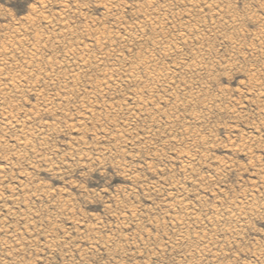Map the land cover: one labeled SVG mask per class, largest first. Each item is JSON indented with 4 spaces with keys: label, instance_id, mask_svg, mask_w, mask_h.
I'll list each match as a JSON object with an SVG mask.
<instances>
[{
    "label": "rangeland",
    "instance_id": "374dc122",
    "mask_svg": "<svg viewBox=\"0 0 264 264\" xmlns=\"http://www.w3.org/2000/svg\"><path fill=\"white\" fill-rule=\"evenodd\" d=\"M139 1L0 0V264H264V0Z\"/></svg>",
    "mask_w": 264,
    "mask_h": 264
},
{
    "label": "bare ground",
    "instance_id": "6f19581e",
    "mask_svg": "<svg viewBox=\"0 0 264 264\" xmlns=\"http://www.w3.org/2000/svg\"><path fill=\"white\" fill-rule=\"evenodd\" d=\"M103 1H104V0H103ZM138 1H139V0H138ZM196 1H197V0H196ZM210 1H211V0H210ZM210 1H208V2H210ZM100 2H101V1H100ZM139 2H140V1H139ZM198 2H199V1H198ZM203 2H204V1H203ZM208 2H207V3H208ZM106 3H107V2H106ZM194 3H195V2H194ZM109 5H111V4L108 3V6H109ZM197 5H198V4H197ZM44 6H45V5H44ZM67 6H68V5H67ZM104 6H105V5H104ZM199 6H200V5H199ZM203 6H204V5H203ZM210 6H211V4H210ZM42 7H43V6H42ZM142 7H143V5H142ZM149 7H150V6H149ZM158 7H159V6H158ZM162 7H163V6H162ZM217 7H218V6H217ZM110 8H111V7H110ZM113 8H114V7H113ZM191 8H192V7H191ZM197 8H198V7H197ZM219 8H220V7H219ZM116 9H117V8H116ZM158 9H159V8H158ZM217 9H218V8H217ZM221 9H222V8H221ZM221 9H220L219 13L221 12ZM132 10H133V9H132ZM140 10H141V9H140ZM142 10H143V9H142ZM166 10H167V9H166ZM199 10H200V9H199ZM214 11H215V9H214ZM225 11L227 12V10H225ZM225 11H224V12H225ZM154 12H155V11H154ZM164 13H165V12H164ZM169 13H171V12H169ZM169 13H168V15H169ZM219 13H218V11H217V14H219ZM220 14H221V13H220ZM223 14H224V13H223ZM42 15H43V14H42ZM187 15H188V14H187ZM201 15H202V14H201ZM205 15H206V14H205ZM43 16H44V15H43ZM146 16H147V14H146ZM212 16H213V15H212ZM222 16H224V15H222ZM222 16H221V17H222ZM251 16H252V15H251ZM46 17H47V16H46ZM147 17H148V16H147ZM227 17H228V16H227ZM218 18L220 19V16H219ZM28 19H29V18H28ZM47 19L49 20L48 17H47ZM149 19H150V18H149ZM50 20H51V19H50ZM152 20H153V19H152ZM232 20H234V19H232ZM263 20H264V19H263ZM26 21H27V20H26ZM39 21H40V20H39ZM58 21H59V20H58ZM114 21H115V20H114ZM229 21H230V20H229ZM50 22H51V21H50ZM227 22H228V21H227ZM39 23H40V22H39ZM57 23H58V22H57ZM119 23H120V22H119ZM135 23H136V22H135ZM171 23H172V22H171ZM171 23H170V24H171ZM228 23H230V22H228ZM35 24H36V23H35ZM136 24H138V23H136ZM182 24H183V23H182ZM226 24H227V23H226ZM31 25H32V24H31ZM49 25H51V24H49ZM55 25H56V24H55ZM158 25H159V24H158ZM176 25H177V24H176ZM178 25H179V24H178ZM184 25H185V23L183 24V26H184ZM213 25H215V24H213ZM227 25H229V24H227ZM234 25H235V24H234ZM236 25H237V24H236ZM261 25L263 26L264 24H261ZM61 26H63V25H61ZM68 26H69V25H68ZM137 26H138V25H137ZM153 26H155V25H153ZM168 26H169V25H168ZM180 26H181V25H179V27H180ZM217 26H218V25H217ZM133 27H134V26H133ZM139 27H140V26H139ZM141 27H143V26H141ZM164 27H165V26H164ZM175 27H176V26H175ZM177 27H178V26H177ZM189 27H190V26H189ZM220 27H221V26H220ZM228 27H229V26H228ZM232 27H235V26H232ZM59 28H60V27H59ZM146 28H147V27H146ZM155 28H156V27H155ZM187 28H188V27H187ZM214 28H216V26H215ZM52 29H53V27H52ZM67 29H68V28H67ZM129 29H131V27H129ZM129 29L127 28V30H129ZM133 29H134V28H133ZM133 29H132V31H133ZM172 29H173V28H172ZM53 30H54V29H53ZM139 30H140V28H139ZM142 30H143V29H142ZM142 30H140V31H142ZM213 30H214V29H213ZM219 30H220V29H219ZM262 30H263V29H262ZM14 31H15V30H14ZM16 31H17V30H16ZM36 31H37V30H36ZM130 31H131V30H130ZM64 32H66V31H64ZM87 32H88V31H87ZM126 32H128V31H126ZM172 32H173V31H172ZM186 32H187V31H186ZM192 32H193V30H192ZM212 32H214V31H212ZM218 32H219V31H218ZM24 33H25V32H24ZM72 33H73V32H72ZM88 33H89V32H88ZM103 33H104V32H103ZM131 33H132V32H131ZM141 33H142V32H141ZM144 33H145V32H144ZM146 33H147V32H146ZM179 33H180V32H179ZM208 33H210V32H208ZM52 34H53V33H52ZM139 34H140V33H139ZM142 34H143V33H142ZM174 34H175V33H174ZM214 34H217V32H215ZM257 34H258V33H257ZM263 34H264V33H263ZM75 35L77 36V34H75ZM99 35H101V33H100ZM110 35H111V34H110ZM110 35H109V36H110ZM140 35H141V34H140ZM143 35H144V34H143ZM143 35H142V36H143ZM185 35H186V34H185ZM185 35H184V36H185ZM22 36H23V35H22ZM101 36H102V35H101ZM103 36H104V35H103ZM131 36H132V35H131ZM142 36H141V37H142ZM159 36H160V35H159ZM164 36H165V35H164ZM164 36H162L163 39H164ZM191 36H192V35H191ZM191 36H190V38H191ZM205 36H206V35H205ZM211 36H212V34H211ZM255 36H257V35H255ZM261 36H262V35H261ZM24 37H25V34H24ZM105 37H106V36H105ZM141 37H140V38H141ZM143 37H144V36H143ZM151 37H152V36H151ZM185 37H187V36H185ZM185 37H184V38H185ZM188 37H189V36H188ZM15 38H16V37H15ZM15 38H14V40H15ZM26 38H27V37H26ZM70 38H71V37H70ZM165 38H166V37H165ZM177 38H178V37H177ZM182 38H183V37H182ZM4 39H5V38H4ZM28 39H29V38H28ZM32 39H33V38H32ZM108 39H109V38H108ZM175 39H176V38H175ZM188 39H189V38H188ZM260 39H261V38H260ZM61 40H62V39H61ZM74 40H75V39H74ZM99 40H101V39H99ZM150 40H151V39H150ZM159 40H160V39H159ZM172 40H173V39H172ZM9 41H11V40H9ZM27 41H28V40H27ZM71 41H72V40H71ZM97 41H98V39H97ZM97 41H96V43H97ZM105 41H106V40H105ZM164 41H165V40H164ZM166 41H167V39H166ZM168 41H169V39H168ZM178 41H179V40H178ZM187 41H188V40H187ZM187 41H185L186 44H187ZM189 41H190V40H189ZM35 42H36V41H35ZM109 42H110V41H109ZM136 42H137V41H136ZM179 42H180V41H179ZM233 42H234V41H233ZM13 43H14V42H13ZM13 43H12V44H13ZM16 43H17V42H16ZM99 43H100V42H99ZM101 43H102V42H101ZM105 43H107V41H106ZM105 43H104V44H105ZM119 43H120V42H119ZM157 43H158V42H157ZM168 43H169V42H168ZM168 43L165 44V45H169V44H170V43H169V44H168ZM174 43H175V42H174ZM195 43H196V42H195ZM14 44H15V43H14ZM18 44H19V43H18ZM27 44H28V43H27ZM82 44H83V43H82ZM85 44H86V43H85ZM160 44H161V43H160ZM172 44H173V43H172ZM177 44H178V43H177ZM180 44H181V43H180ZM19 45H20V44H19ZM23 45H24V44H23ZM30 45H31V44H30ZM44 45H45V44H44ZM72 45H73V44H72ZM153 45H154V44H153ZM158 45H159V44H158ZM162 45H163V44H162ZM173 45H174V44H173ZM182 45H183V44H182ZM182 45H181V47H182ZM198 45H199V41H198ZM20 46H21V45H20ZM68 46L70 47V45H68ZM121 46H122V45H121ZM156 46H157V44H156ZM156 46H153V47H156ZM6 47H7V46H6ZM12 47H14V46H12ZM23 47H24V46H23ZM74 47H75V46H74ZM76 47H77V46H76ZM112 47H113V46H112ZM122 47H123V46H122ZM122 47H121V48H122ZM161 47H162V46H161ZM170 47H171V46H170ZM175 47H176V46H175ZM186 47H187V46H186ZM35 48H37V47H35ZM79 48H81V47H79ZM125 48H126V47H125ZM173 48H174V47H173ZM178 48H180V47H178ZM183 48H184V47H183ZM196 48H199V47H196ZM7 49H8V48H7ZM21 49H22V47H21ZM21 49H20V50H21ZM32 49H33V48H32ZM32 49H31V50H32ZM65 49H66V47H65ZM65 49H64V50H65ZM75 49H78V48H75ZM86 49H87V47H86ZM88 49H89V48H88ZM88 49H87V50H88ZM122 49H124V48H122ZM150 49H151V48H150ZM157 49H158V47H157ZM160 49H161V48H160ZM170 49H171V48H170ZM181 49H182V48H181ZM14 50H15V49H14ZM16 50H17V49H16ZM18 50H19V49H18ZM155 50H156V49H155ZM158 50H159V49H158ZM163 50H166V51H164V52H167V50H169V47L167 46L166 48H163ZM188 50H189V49H188ZM192 50H193V49H192ZM198 50H201V49L199 48ZM24 51H25V50H24ZM71 51H72V50H71ZM74 51H75V50H74V48H73V52H74ZM77 51H78V50H77ZM82 51H83V50H82ZM82 51H81V52H82ZM160 51H161V50H160ZM170 51H171V50H170ZM194 51H195V50H194ZM18 52H19V51H18ZM69 52H70V51H69ZM164 52H163V53H164ZM172 52H173V51H172ZM172 52H171V53H172ZM178 52H179V51H178ZM192 52H193V51H192ZM202 52H203V51H202ZM1 53H2V52H1ZM179 53H180V52H179ZM190 53H191V51H190ZM196 53H197V52H196ZM206 53H207V52H206ZM12 54H13V53H12ZM27 54H30V53H27ZM70 54H73V53H70ZM75 54H76V53H75ZM127 54H128V53H127ZM152 54H153V53H152ZM166 54H167V53H166ZM172 54H173V53H172ZM176 54H177V53H176ZM199 54H200V53H199ZM31 55H32V54H30V56H31ZM33 55H34V54H33ZM63 55H64V53H63ZM136 55H139V54L137 53ZM153 55H155V54H153ZM153 55H152V56H153ZM157 55H158V54H157ZM169 55H170V54H169ZM201 55H202V54H201ZM38 56H39V55H38ZM61 56H62V55H61ZM64 56H66V53H65ZM69 56H70V55H69ZM87 56H88V55H87ZM89 56H90V55H89ZM102 56H104V55H102ZM108 56H109V55H108ZM147 56H148V55H147ZM147 56H145V57H147ZM163 56H164V55H163ZM167 56H168V55H167ZM181 56H182V55H181ZM191 56H192V55H191ZM193 56H194V54H193ZM193 56H192L191 59H193ZM24 57H25V56H24ZM33 57H34V56H33ZM33 57H32V58H33ZM39 57H40V56H39ZM39 57H38V58H39ZM74 57H75V56H74ZM96 57H97V56H96ZM99 57H100V56H99ZM139 57L142 58V56H139ZM143 57H144V55H143ZM153 57H155V56H153ZM27 58H28V57H27ZM29 58H30V57H29ZM34 58H35V57H34ZM38 58H37V59H38ZM57 58H58V57H57ZM104 58H105V57H104ZM137 58H138V56H137L135 59L137 60ZM181 58H182V57H181ZM198 58H199V56H198ZM78 59H79V57H78ZM80 59H81V58H80ZM83 59H84V57H83ZM130 59H131V57H130ZM138 59L140 60V58H138ZM147 59H148V58H147ZM151 59H152V58H151ZM164 59H165V58H164ZM194 59H195V58H194ZM200 59L203 60L201 57H200ZM12 60H14V59H12ZM25 60L27 61V59H25ZM51 60H52V59H51ZM74 60H75V59H74ZM85 60H86V59H85ZM142 60H143V59H142ZM144 60L147 61L146 59H144ZM144 60H143V61H144ZM157 60H158V58H157ZM197 60H198V59H197ZM30 61L34 62L33 59H32V60L30 59ZM42 61H43V60H42ZM76 61H77V60H76ZM116 61H117V60H116ZM119 61H120V60H119ZM124 61H125V60H124ZM134 61H135V60H134ZM145 61H144V62H145ZM171 61H172V60H171ZM188 61H189V60H188ZM190 61H191V60H190ZM194 61H195V60H194ZM198 61H199V60H198ZM23 62H25V61H23ZM58 62H59V61H58ZM77 62H78V61H77ZM89 62H90V60H89ZM93 62H94V61H93ZM109 62H110V61H109ZM112 62H113V61H112ZM136 62H137V61H136ZM139 62H140V61H139ZM148 62H149V59H148ZM154 62H156V60H155ZM158 62H159V61H158ZM178 62H179V61H178ZM185 62H186V61H185ZM200 62H201V61H199L198 63L200 64ZM13 63H14V61H13ZM74 63H75V62H74ZM94 63H95V62H94ZM130 63H131V62H130ZM132 63H133V61H132ZM140 63H142V62H140ZM140 63H139V64H140ZM146 63H147V62H146ZM149 63H150V62H149ZM194 63H195V62H194ZM17 64H18V63H17ZM47 64H48V63H47ZM52 64H53V63H52ZM61 64H62V63H61ZM69 64H70V63H69ZM75 64H76V63H75ZM133 64H135V63H133ZM139 64H138V65H139ZM159 64H160V63H159ZM185 64H186V63H185ZM187 64H188V63H187ZM191 64H192V63H191ZM191 64H190V66H192ZM196 64H197V63H196ZM32 65H33V63H32ZM36 65H37V64H36ZM72 65H73V64H72ZM127 65H128V64H127ZM141 65H142V64H140L139 66H141ZM144 65H145V63H144ZM144 65H143V66H144ZM146 65H147V64H146ZM150 65H151V64H150ZM155 65H156V64H155ZM181 65H182V64H181ZM200 65H202V64H200ZM38 66L40 67V65H38ZM41 66H42V65H41ZM49 66H50V65H49ZM81 66H82V65H81ZM124 66H125V65H124ZM132 66H133V65H132ZM151 66H152V65H151ZM151 66H149V67H151ZM178 66H179V65H178ZM183 66H184V65H183ZM186 66H188V65H186ZM194 66H196V65H194ZM194 66H193V67H194ZM198 66H199V65H198ZM6 67H7V65H6ZM19 67H20V66H19ZM32 67H33V66H32ZM79 67H80V65H79ZM126 67H127V66H126ZM146 67H147V66H146ZM146 67H144V68H146ZM163 67H164V66H163ZM163 67H162V68H163ZM179 67H181V66H179ZM14 68H15V67H14ZM35 68H36V67H35ZM77 68H78V67H77ZM77 68H76V69H77ZM82 68H84V66H83ZM82 68H81V69H82ZM127 68H128V67H127ZM131 68H132V67H131ZM135 68H136V69H137V68L139 69V68H142V66H141V67H136V66H134V68H133L134 71H135ZM164 68H165V67H164ZM164 68H163V69H164ZM168 68L170 69V67H168ZM172 68H173V67H172ZM200 68H202V67H200ZM205 68H206V67H205ZM0 69L3 70L2 68H0ZM37 69H38V67H37ZM51 69H52V67H51ZM61 69H62V68H61ZM157 69H158V68H157ZM166 69H167V68H166ZM181 69H182V67H181ZM187 69H188V68H187ZM194 69H195V67H194ZM194 69H192V71H194ZM202 69H203V68H202ZM202 69H201V70H202ZM20 70H21V69H20ZM38 70H39V69H38ZM38 70H36V71H38ZM70 70H71V67H70ZM72 70H74V69H72ZM101 70H102V69H101ZM112 70H113V69H112ZM122 70H123V69H122ZM131 70H132V69H131ZM142 70H143V69H142ZM146 70H147V69H146ZM154 70H155V69H154ZM160 70L162 71V69H160ZM164 70H165V69H164ZM167 70H168V69H167ZM170 70H171V69H170ZM197 70H198V69H197ZM29 71H30V70H29ZM29 71H28V72H29ZM34 71H35V69H34ZM52 71H53V70H52ZM77 71H78V70H77ZM114 71H115V70H114ZM114 71H113V73H114ZM124 71H125V73L127 72L126 70H124ZM129 71H130V69H129ZM137 71H138V70H137ZM149 71H150V70H149ZM161 71H160V72L158 71V72L161 73ZM184 71H187V70H184ZM189 71H191V69H190V70L188 69V73H189ZM17 72H18V71H17ZM21 72H22V71H21ZM71 72H72V71H71ZM80 72H81V71H80ZM111 72H112V71H111ZM116 72H117V71H116ZM118 72H119V71H118ZM139 72H140V71H139ZM144 72H145V71H143L142 73H144ZM147 72H148V71H147ZM147 72H146V73H147ZM155 72H157V71H155ZM168 72H169V74H170V71H168ZM168 72H167V73H168ZM173 72H174V71H173ZM173 72H172V73H173ZM197 72H198V71H197ZM197 72H196V73H197ZM24 73H25V72H24ZM36 73H37V72H36ZM72 73H73V72H72ZM72 73H71V74H72ZM121 73H122V72H121ZM132 73H133V72H132ZM132 73H131V74H132ZM134 73H136V72H134ZM134 73H133V74H134ZM137 73H138V72H137ZM153 73H154V72H153ZM163 73H166V72H163ZM185 73H187V72H185ZM190 73H191V72H190ZM26 74H27V73H26ZM26 74H25V75H26ZM38 74H39V73H38ZM78 74H79V73H78ZM107 74H109V73H107ZM115 74H116V73H115ZM122 74H123V73H122ZM131 74H130V75H131ZM144 74H145V73H144ZM144 74H143V75H144ZM161 74H162V73H161ZM173 74H174V73H173ZM35 75H36V74H35ZM40 75L42 76V74H40ZM48 75H49V74H48ZM72 75H74V74H72ZM72 75H70V76H72ZM76 75H77V74H76ZM79 75H80V74H79ZM79 75H78V77H79ZM116 75H117V74H116ZM118 75H119V74H118ZM130 75H129V76H130ZM135 75H136V74H135ZM146 75H148V74H146ZM156 75H158V74H156ZM159 75H160V74H159ZM162 75H163V74H162ZM182 75H183V74H182ZM187 75H188V74H187ZM46 76H47V75H46ZM110 76H111V75H110ZM131 76H132V75H131ZM152 76H153V75H152ZM167 76H168V75H167ZM167 76H166V77H167ZM172 76H173V75H172ZM193 76H194V75H193ZM198 76H200V75L197 74V77H198ZM10 77H11V76H10ZM16 77H17V76H16ZM39 77H40V76H39ZM75 77H76V76H75ZM106 77H107V76H106ZM111 77H112V76H111ZM125 77H126V75H125ZM138 77H140V76H138ZM144 77H145V76H144ZM158 77H159V76H158ZM163 77H164V76H163ZM175 77H176V76H175ZM189 77H190V76H189ZM48 78H49V76H48ZM64 78H65V77H64ZM113 78H114V77H113ZM113 78H112V79H113ZM120 78H121V77H120ZM132 78L135 79L134 77H132ZM140 78H141V77H140ZM148 78H149V77H148ZM156 78H157V76H156ZM170 78H171V77H170ZM172 78H173V77H172ZM179 78H180V77H179ZM183 78H184V77H183ZM186 78H187V77H186ZM195 78H196V77H195ZM5 79H6V78H5ZM8 79H10V78H8ZM11 79H12V78H11ZM49 79H50V78H49ZM70 79H71V78H70ZM114 79H116V78H114ZM121 79H122V78H121ZM126 79H127V77H126ZM153 79H154V78H153ZM157 79H158V78H157ZM157 79H156V80H157ZM165 79H166V78H165ZM174 79H176V78H174ZM174 79H171L172 82H173ZM13 80H14V79H13ZM51 80H52V79H51ZM104 80H105V79H104ZM108 80H109V79H108ZM129 80H130V79L128 78V81H129ZM138 80H139V79H138ZM156 80H155V82H156ZM160 80H161V79H160ZM166 80H168V79H166ZM7 81L9 82L10 80H7ZM15 81H16V80H15ZM97 81H98V80H97ZM105 81H107V80H105ZM117 81H118V80H117ZM119 81H120V80H119ZM133 81H134V80H133ZM169 81H170V80H169ZM169 81H167V83H168ZM174 81H175V80H174ZM180 81H181V80H180ZM191 81H192V79H191ZM191 81H190V82H191ZM197 81H198V80H197ZM0 82H1V80H0ZM18 82H19V81H18ZM72 82H73V81H72ZM74 82H75V81H74ZM134 82H135V81H134ZM148 82H149V81H148ZM157 82H158V80H157ZM175 82H176V81H175ZM182 82H184V80H183ZM30 83H31V82H30ZM57 83H58V82H57ZM108 83H109V81H108ZM108 83H107V84H108ZM126 83H127V82H126ZM129 83H131V81L128 82V84H129ZM138 83H139V82H138ZM145 83H146V82H145ZM163 83H165V82H163ZM163 83H162V84H163ZM185 83H186V82H185ZM191 83H192V82H191ZM8 84H9V83H8ZM15 84H16V83H15ZM15 84L13 83L12 85L14 86ZM37 84H38V83H37ZM99 84H100V83H99ZM140 84H141V83H140ZM152 84H153V83H152ZM152 84H151V85H152ZM155 84H156V83H155ZM155 84H153V85L155 86ZM171 84H173V83H171ZM178 84H179V82H178ZM192 84H193V83H192ZM255 84H256V83H255ZM143 85H144V83H143L141 86H143ZM165 85H166V84H165ZM13 86H12V87H13ZM67 86H68V85H67ZM101 86H102V84H101ZM146 86H147V85H146ZM149 86H150V84H148V87H149ZM156 86H157V85H156ZM169 86H170V85H169ZM180 86H181V85H180ZM180 86H179V87H180ZM183 86H185V85H183ZM250 86H251V85H250ZM257 86H258V85H257ZM14 87H15V86H14ZM29 87H30V86H29ZM43 87H44V86H43ZM75 87H76V86H75ZM179 87H178V88H179ZM191 87H192V86H191ZM199 87H200V86H199ZM252 87H253V86H252ZM5 88H6V87H5ZM33 88H34V87H33ZM66 88H67V87H66ZM144 88H145V86H144ZM201 88H202V87H201ZM9 89H10V88H9ZM64 89H65V87H64ZM92 89H93V88H92ZM159 89H160V87H159ZM176 89H177V88H176ZM195 89H196V88H195ZM199 89H200V88H199ZM140 90H141V89H140ZM155 90H156V89H155ZM181 90H182V88H181ZM191 90H192V89H191ZM196 90H197V89H196ZM10 91H11V90H10ZM99 91H100V90H99ZM118 91H119V90H118ZM142 91H143V90H142ZM148 91H149V90H148ZM254 91H255V90H253V92H254ZM42 92H43V91H42ZM63 92H64V91H63ZM93 92H94V91H93ZM100 92H101V91H100ZM105 92H106V91H105ZM134 92H135V91H134ZM175 92H176V91H175ZM188 92H189V91H188ZM198 92H199V91H198ZM198 92H197V95H198ZM259 92H260V91H259ZM86 93H87V92H86ZM88 93H89V92H88ZM138 93H140V92H138ZM178 93H179V92H178ZM186 93H187V92H186ZM186 93H185V94H186ZM194 93H195V92H194ZM194 93H193V94H194ZM257 93H258V92H257ZM20 94H21V93H20ZM89 94H90V93H89ZM92 94H94V93H92ZM132 94H133V93H132ZM185 94H184V95H185ZM193 94H192V95H193ZM4 95H5V94H4ZM16 95H17V94H16ZM41 95H42V94H41ZM136 95L138 96V94H136ZM139 95H140V94H139ZM142 95H143V92H142ZM190 95H191V94H190ZM192 95H191V96H192ZM200 95H203V94H202V91H201ZM46 96H47V95H46ZM56 96H57V95H56ZM59 96H60V94H59ZM64 96H65V95H64ZM66 96H67V95H66ZM134 96H135V95H134ZM185 96H186V95H185ZM187 96H188V95H187ZM12 97H13V96H12ZM18 97H19V96H18ZM48 97H49V96H48ZM60 97H61V96H60ZM79 97H80V96H79ZM138 97H139V96H138ZM140 97H141V96H140ZM140 97H139V98H140ZM197 97H198V96H197ZM199 97H200V96H199ZM55 98H56V97H55ZM55 98H54V100H56ZM58 98H59V97H58ZM66 98H67V97H66ZM70 98H71V97H70ZM144 98H145V97H144ZM185 98H186V97H185ZM192 98H193V96H192ZM192 98H191V99H192ZM215 98H216V97H215ZM50 99H51V98H50ZM135 99H136V98H135ZM195 99H196V97H195ZM60 100H61V98H60ZM63 100H65V98H64ZM66 100H67V99H66ZM66 100H65V102H66ZM129 100H130V99H129ZM132 100H133V99H132ZM139 100H142V99L140 98ZM157 100H158V99H157ZM184 100H185V99H184ZM188 100H189V98H188ZM196 100H197V99H196ZM196 100H195V101H196ZM1 101H2V100H1ZM48 101H49V99H48ZM67 101H68V100H67ZM134 101H135V100H134ZM214 101H215V100H214ZM218 101H219V100H218ZM53 102H54V101H53ZM53 102H52V103H53ZM68 102H69V101H68ZM95 102H96V101H95ZM136 102H137V101H136ZM142 102H143V100H142ZM191 102H192V101H191ZM191 102H190V103H191ZM193 102H194V101H193ZM49 103H50V102H49ZM49 103H48V104H49ZM121 103H122V102H121ZM133 103H135V102H133ZM194 103H195V102H194ZM50 104H51V103H50ZM111 104H112V103H111ZM118 104H119V103H118ZM136 104H137V103H136ZM140 104H141V103H140ZM205 104H206V103H205ZM137 105H138V104H137ZM0 106H1V105H0ZM8 106H9V105H8ZM117 106H118V105H117ZM133 106H135V105H133ZM145 106H146V105H145ZM145 106H144V107H145ZM199 106H200V105H199ZM203 106H204V105H203ZM40 107H41V106H40ZM111 107H112V106H111ZM48 108H49V107H48ZM113 108H114V107H113ZM133 108H134V107H133ZM133 108H131V109H133ZM137 108H138V107H137ZM142 108H143V107H142ZM36 109H37V108H36ZM140 109H141V108H140ZM146 109H147V108H146ZM1 110H2V109H1ZM7 110H8V109H7ZM137 110H138V109H137ZM143 110H145V109L143 108ZM143 110H142V111H143ZM12 111H13V110H12ZM48 111H49V110H48ZM55 111H56V110H55ZM10 112H11V111H10ZM106 112H107V111H106ZM117 112H118V111H117ZM133 113H134V112H133ZM139 113H140V112H139ZM141 113H142V112H141ZM136 114H137V113H136ZM138 115H139V114H138ZM23 117H24V116H23ZM194 117H195V116H194ZM198 117H199V116H198ZM6 120H8V119H6ZM16 121H17V120H16ZM16 121H14V123H15ZM17 122H18V121H17ZM17 122H16V123H17ZM14 123H12V124H14ZM22 123H23V121H22ZM8 124H9V123H8ZM10 124H11V121H10ZM10 124H9V125H10ZM23 124H24V123H23ZM7 126H8V125H7ZM20 126H22V125H20ZM13 128H14V127H13ZM23 128L25 129L26 126L23 127ZM11 129H12V126H11ZM17 129H18V128H17ZM33 130H34V129H33ZM30 131H31V130H30ZM119 131H120V130H119ZM123 131H124V130H123ZM21 133H22V132H21ZM24 133H27V132H24ZM28 134H29V133H28ZM32 134H33V133H32ZM19 136H20V135H19ZM32 136H34V135H32ZM25 138H26V137H25ZM22 139H24V137H23ZM22 139H21V140H22ZM24 140H25V139H24ZM15 142H16V141H15ZM17 143H18V142H17ZM21 143H22V142H21ZM26 143H27V142H26ZM14 144H15V143H14ZM23 144H24V142H23ZM29 144H30V143H29ZM29 144H28L27 146H29ZM20 145H21V144H20ZM203 145H204V144H203ZM18 146H19V145H18ZM21 146H22V145H21ZM25 146H26V145H25ZM204 146H205V145H204ZM22 147H24V145H23ZM22 149H23V148H22ZM20 150H21V149H20ZM23 150H24V149H23ZM241 150H242V149H241ZM22 155H23V154H22ZM190 158H191V157H190ZM192 158H193V157H192ZM24 159H26V158H24ZM182 195H183V194H182ZM232 202H233V201H232ZM250 202H251V201H250ZM181 203H182V202H181ZM183 203H184V202H183ZM256 204H257V203H256ZM249 205H250V204H249ZM252 207H253V206H252ZM233 208H234V207H233ZM244 208H245V207H244ZM214 209H216V208H214ZM185 210H186V209H185ZM218 210H219V209H218ZM192 211H193V210H192ZM214 211H215V210H214ZM220 211H221V210H220ZM243 211H244V210H243ZM252 211H253V210H252ZM230 212L232 213V211H230ZM236 212H237V211H236ZM241 212H242V211H241ZM186 213H187V212H186ZM188 213H189V211H188ZM194 213H195V212H194ZM196 215H197V214H196ZM215 215H216V214H215ZM228 215H229V214H228ZM191 216H192V214H191ZM188 217H189V216H188ZM190 218H191V217H190ZM226 218H227V217H226ZM196 219H197V218H196ZM196 219H195V220H196ZM200 219H201V218H200ZM180 220H181V219H180ZM190 220H191V219H190ZM197 220H198V219H197ZM192 221H193V220H192ZM177 222H178V221H177ZM189 222H190V221H189ZM193 222H194V221H193ZM195 222H197V221H195ZM187 223H188V222H187ZM220 223H221V222H220ZM181 224H182V223H181ZM223 224H224V223H223ZM186 225H187V224H186ZM188 225H189V224H188ZM220 226H221V225H220ZM185 227H187V226H185ZM180 231H181V230H180ZM185 237H186V236H185ZM196 240L198 241V239H196ZM197 243H198V242H197ZM209 243H210V242H209ZM19 245H20V244H19ZM203 246H204V245H203ZM201 248H202V247H201ZM207 248H208V247H207ZM202 250H203V249H202ZM208 251H209V249H208Z\"/></svg>",
    "mask_w": 264,
    "mask_h": 264
}]
</instances>
